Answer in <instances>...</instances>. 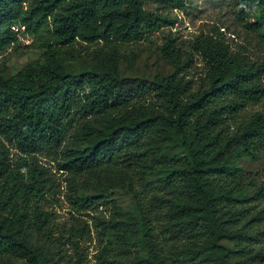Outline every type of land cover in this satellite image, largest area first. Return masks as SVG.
<instances>
[{"label": "trees", "instance_id": "obj_1", "mask_svg": "<svg viewBox=\"0 0 264 264\" xmlns=\"http://www.w3.org/2000/svg\"><path fill=\"white\" fill-rule=\"evenodd\" d=\"M148 1L184 9L181 0H0V54L17 41L14 27L45 51L41 62L0 74V258L53 264L31 244L33 237L54 243L44 156L73 178L103 175L104 193L117 186V171L135 170L173 196L170 204L161 200L164 230L182 243L170 259L154 248L142 205L135 221L100 224L106 251L113 240L134 249L129 264H180L179 256L181 264H264V180L246 173L264 153V109L244 117L264 100V59L203 33L184 48L163 47L174 72L152 79L71 67L59 54L76 43L127 44L159 31L168 20L146 10ZM250 8L243 2L240 12ZM245 25L264 53V18ZM196 57L205 73L194 82L186 73ZM10 149L21 154L11 159ZM74 203L107 204L102 193Z\"/></svg>", "mask_w": 264, "mask_h": 264}, {"label": "rangeland", "instance_id": "obj_2", "mask_svg": "<svg viewBox=\"0 0 264 264\" xmlns=\"http://www.w3.org/2000/svg\"><path fill=\"white\" fill-rule=\"evenodd\" d=\"M33 1L35 0H28V3ZM181 1L184 9L148 1L145 9L165 17L168 25L146 35L138 42L120 45L100 43L91 46L76 43L69 49L60 50L59 54L71 67L116 69L121 76L152 79L174 72L170 58L165 57L162 52L163 47L174 43L184 48L188 41L203 33L221 38L233 49H236L237 45H245L249 47L250 52L247 54L251 59H264V53L256 48V35L245 25L246 22L259 24L263 21L264 0L261 6L256 0ZM243 2H248L251 8L241 13ZM16 33L17 41L0 54V74L6 78L45 58V51L34 43L33 37L26 35L22 29H18ZM204 73L203 64L196 57L186 75L188 79L197 82ZM262 109L264 100L248 107L244 117ZM10 154V158L14 159L21 153L10 149ZM38 161L49 170L53 181L45 208L53 214L54 243L46 245L39 242L37 237H33L31 244L42 248L45 257L52 258L53 264H129L134 249L113 240L114 250L106 251V237L100 224L112 220L135 221L137 205L145 208L153 224L154 248L164 254L168 252V259L172 257L173 250H180L182 243L172 241L171 236L164 230L168 226L169 218L165 209L161 208V200L165 199L170 204L174 198L168 197L165 191L156 190L153 183L147 184L146 181L151 180L150 175L135 170L117 171V186L104 193V187L109 182L103 175L84 174L73 178L59 171L56 163L50 158L42 156ZM246 173L256 181L264 180V153L247 163ZM101 193L105 196L106 205L81 208L74 203L78 196ZM76 230L81 232L77 233ZM183 259L179 256L180 264ZM0 264L25 263L18 258L7 256L0 258Z\"/></svg>", "mask_w": 264, "mask_h": 264}, {"label": "built area", "instance_id": "obj_3", "mask_svg": "<svg viewBox=\"0 0 264 264\" xmlns=\"http://www.w3.org/2000/svg\"><path fill=\"white\" fill-rule=\"evenodd\" d=\"M15 32L18 30L17 27L12 28ZM23 30V28H21Z\"/></svg>", "mask_w": 264, "mask_h": 264}]
</instances>
